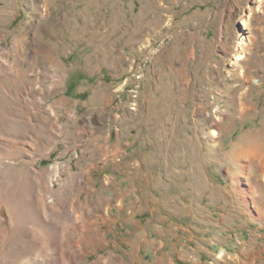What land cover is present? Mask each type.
<instances>
[{"label":"rangeland","instance_id":"1","mask_svg":"<svg viewBox=\"0 0 264 264\" xmlns=\"http://www.w3.org/2000/svg\"><path fill=\"white\" fill-rule=\"evenodd\" d=\"M261 120L264 0H0V264H264Z\"/></svg>","mask_w":264,"mask_h":264},{"label":"clouds","instance_id":"2","mask_svg":"<svg viewBox=\"0 0 264 264\" xmlns=\"http://www.w3.org/2000/svg\"><path fill=\"white\" fill-rule=\"evenodd\" d=\"M236 131L234 125H226L222 129V135L229 142L226 150L221 154V162L231 163L234 159H245L264 165V120L256 127L239 130V135L233 137Z\"/></svg>","mask_w":264,"mask_h":264},{"label":"bare ground","instance_id":"3","mask_svg":"<svg viewBox=\"0 0 264 264\" xmlns=\"http://www.w3.org/2000/svg\"><path fill=\"white\" fill-rule=\"evenodd\" d=\"M243 22V21H241ZM243 24L245 25V22H243ZM243 57V51H242V48L240 50V52L237 54V56L235 57V60H239V59H242ZM245 160V159H243ZM248 162V170L250 171H254L253 175H249L247 176V178H249L250 180V183L248 182L246 184L245 187H234L236 190L235 191H238V193L240 194V197H241V200L244 202L246 201V198H250L252 200V203L253 204L254 202H256V205H252V207L254 208L255 207V210H256V213H257V219L258 218H264V201H259V197H260V193H261V190L264 192V187L262 186L261 187V181H260V178H261V175L263 174L262 172H264V165H261V164H258V163H255L253 161H250V160H245ZM259 169V170H258ZM262 173V174H261ZM249 174V173H248ZM264 175V174H263ZM243 176V175H242ZM263 180V179H262ZM44 185V184H43ZM51 185V184H50ZM50 185L49 184H45L44 186L45 187V190L42 191L44 196L41 197L43 198L42 199V202H41V206H42V209L40 211H38V215L39 217L42 219L43 223L44 222H50V220L52 219L51 218V214H50V210H49V205L47 204V201L45 199V197L47 198V194L49 193V190H50ZM263 185V184H262ZM26 192V191H25ZM4 197V196H3ZM6 198V197H5ZM49 200V199H48ZM6 201V200H5ZM31 201H34V200H31ZM259 201V202H258ZM245 203V202H244ZM255 204V203H254ZM7 205V204H6ZM37 206H38V203H37ZM250 206V205H248ZM24 207V206H23ZM30 207H33L34 208V203L31 202L30 203ZM1 208V207H0ZM7 208V207H6ZM29 208V207H28ZM25 209V208H24ZM6 210V209H5ZM8 210V208H7ZM28 210V209H27ZM23 211V210H22ZM52 211V210H51ZM25 212V211H23ZM18 213V212H17ZM26 213V212H25ZM4 214V213H3ZM28 214V213H27ZM12 215V214H11ZM10 214H7L6 213V218L8 217L9 220L12 221V216ZM1 218V217H0ZM4 218V217H3ZM39 218V219H40ZM51 218V219H50ZM41 221V220H40ZM41 223V222H40ZM42 223V225H43ZM9 224V223H8ZM27 225V224H26ZM46 225V224H45ZM46 228V227H45ZM223 253H220L219 256H222Z\"/></svg>","mask_w":264,"mask_h":264}]
</instances>
